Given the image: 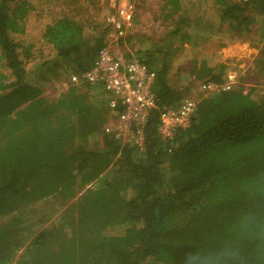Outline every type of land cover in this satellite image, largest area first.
<instances>
[{
  "label": "trees",
  "instance_id": "1",
  "mask_svg": "<svg viewBox=\"0 0 264 264\" xmlns=\"http://www.w3.org/2000/svg\"><path fill=\"white\" fill-rule=\"evenodd\" d=\"M162 2L173 22L185 2L211 3L218 36L249 42L264 64V0ZM36 9L0 0V264H264V94L243 90V58L201 55L178 73L179 86L168 77L181 43L215 26L198 18L166 29L162 39L178 44L142 36L135 59L155 75L156 108L139 148L105 132L121 108L108 106L102 83L41 96V68H27L39 42L25 22ZM85 35L73 18L46 24L43 65L65 79L89 70L103 35ZM232 76L231 90L190 96ZM188 98L196 103L189 126L161 140L159 112ZM52 201L65 207L43 227L60 209Z\"/></svg>",
  "mask_w": 264,
  "mask_h": 264
},
{
  "label": "rangeland",
  "instance_id": "2",
  "mask_svg": "<svg viewBox=\"0 0 264 264\" xmlns=\"http://www.w3.org/2000/svg\"><path fill=\"white\" fill-rule=\"evenodd\" d=\"M44 1L45 0H32L33 6L37 9L31 12V15L25 22V29L29 36L37 37L39 44L43 42L42 31L45 25L50 24L54 19L62 17H69L79 21L82 24L84 33H86V37H88V33L94 31V35L98 38V36L100 37V35H102L105 17H108V15L112 13L110 0H107V3H105L106 0H55L53 4L50 5ZM144 1L146 3L137 7L135 25L128 31L124 40L119 42L117 47H114L113 52L115 54L121 57L130 56L136 58L138 48L143 46V35L155 42L157 40H163L162 35L167 31L166 29H171L174 25L178 26L184 20L192 23L197 22L198 18H201L202 22H208L210 25L215 26V30H205L196 33V35L194 33L190 36L188 42L181 43L180 49L176 54H173L169 64L168 77L170 80L172 79L176 82L175 86H179L180 84L177 83V81H181L182 76L181 74L178 76V73L181 70L185 71L187 67H189L191 60L198 59L201 55H218L215 58L216 60L220 59L221 56L243 58L245 62L240 65L241 69L239 72L243 81L241 82L243 90L252 88L256 89L257 94H264V64H257L254 60L257 55V49L252 47L249 42H239L233 38H224L225 36H221L224 33L223 31H221V35L218 36L220 30H218V26L216 25L217 19H215V17L217 16L214 13V8L211 3L203 10H200L199 6L194 4V2H185L179 14L174 17V19H177L181 16V19L173 22L171 20L166 21L162 17H159L161 16L160 14H162L161 6L156 0ZM40 2H42V5L39 4ZM153 15L159 17L157 21L153 20ZM254 28L256 29L257 25H255ZM89 37H93V35ZM99 40H101V37ZM163 41L165 43H179L178 39L176 40L175 38ZM39 44L32 49L33 61L27 64V68H29V71H34V68L37 67L41 68V70L36 71L35 75L37 81L41 83L39 85L41 96L56 98L64 91L65 77L59 70H56L51 65H43L44 61L50 60L51 54L49 56L47 54L50 53V48L42 50ZM197 94L200 93H198L195 88L192 90L190 96L194 98ZM210 95L212 94H203V97L207 98ZM50 206L60 209L54 216L47 218V223L43 224V227L48 226L54 219L56 220V217L61 214L65 207V205L61 206L58 201H52Z\"/></svg>",
  "mask_w": 264,
  "mask_h": 264
},
{
  "label": "built area",
  "instance_id": "3",
  "mask_svg": "<svg viewBox=\"0 0 264 264\" xmlns=\"http://www.w3.org/2000/svg\"><path fill=\"white\" fill-rule=\"evenodd\" d=\"M136 1L142 0H118L117 3L116 0H110L112 13L103 21L104 40L97 49L92 67L82 73H70L64 85L67 89L68 85L102 83L110 94L108 106L121 108L105 132L118 141L140 148L143 143V127L149 113L156 108V99L151 91L155 75L137 59H124L113 52L114 47L124 40L134 26ZM231 1L242 5L252 0ZM238 84L237 77L232 76L219 85L209 82L196 87L198 93L205 95L228 91ZM195 107L194 99L188 98L175 109H162L156 127L160 139L171 140L177 130L187 128Z\"/></svg>",
  "mask_w": 264,
  "mask_h": 264
},
{
  "label": "crops",
  "instance_id": "4",
  "mask_svg": "<svg viewBox=\"0 0 264 264\" xmlns=\"http://www.w3.org/2000/svg\"><path fill=\"white\" fill-rule=\"evenodd\" d=\"M159 4H160V6H161V13L162 14H160L161 16H159V17H162L163 18V9H162V7H163V2H162V0H156ZM231 1V0H230ZM118 2V0H116V3ZM232 2V1H231ZM105 3H107V0L105 1ZM144 3H146L144 0H142V1H136V6L138 7L139 5H141V4H144ZM233 3V2H232ZM236 4V3H235ZM242 5H244V4H242ZM154 16V15H153ZM159 17H155L154 16V18H153V20L154 21H157V19L159 18ZM261 18V17H260ZM263 18H264V16H263ZM149 19H150V16H149ZM172 19H174V16H173V18ZM168 20H171V19H168ZM167 20V21H168ZM150 21H151V19H150ZM151 23H152V21H151ZM165 29H166V27H165ZM95 57H96V51H94V55H93V60L95 59ZM256 59V56H255V58H254V60ZM257 62V60H255V63Z\"/></svg>",
  "mask_w": 264,
  "mask_h": 264
},
{
  "label": "clouds",
  "instance_id": "5",
  "mask_svg": "<svg viewBox=\"0 0 264 264\" xmlns=\"http://www.w3.org/2000/svg\"><path fill=\"white\" fill-rule=\"evenodd\" d=\"M136 11H137V7H136ZM135 15H136V12H135ZM135 22H136V16H135V19H134V25H135ZM102 31L105 32L104 27H103V30H102ZM104 34H105V33L102 34V35H103V37H102V43H103V40H104ZM100 46H101V45H100ZM100 46H99V47H100ZM99 47H98V48H99ZM98 48H97V49H98ZM97 49L95 50L96 52H97ZM115 55H117V54H115ZM122 58L125 59V57H122ZM95 59H96V57H95ZM95 59L93 60L92 64L94 63ZM91 66H92V65H91ZM64 84H65V83H64ZM64 88H65V87H64Z\"/></svg>",
  "mask_w": 264,
  "mask_h": 264
}]
</instances>
